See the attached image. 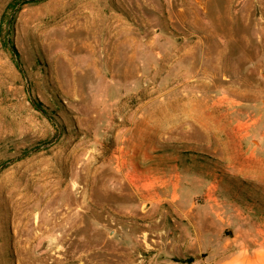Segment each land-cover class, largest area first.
Returning a JSON list of instances; mask_svg holds the SVG:
<instances>
[{"label":"rangeland","instance_id":"374dc122","mask_svg":"<svg viewBox=\"0 0 264 264\" xmlns=\"http://www.w3.org/2000/svg\"><path fill=\"white\" fill-rule=\"evenodd\" d=\"M175 163L264 216V0H0V264H190Z\"/></svg>","mask_w":264,"mask_h":264},{"label":"crops","instance_id":"0c3cea01","mask_svg":"<svg viewBox=\"0 0 264 264\" xmlns=\"http://www.w3.org/2000/svg\"><path fill=\"white\" fill-rule=\"evenodd\" d=\"M165 156L161 155L163 159L158 163L163 170L172 167ZM176 164L175 188L183 195L188 187H194L200 198L196 203L192 201L191 210L184 215L190 219L189 233L168 231L169 254L180 258L187 253L190 264H264L262 213L255 215L236 195L222 193L223 180L212 171L205 176L200 172L179 173ZM235 172L244 174L246 169L240 165ZM177 258L171 259L181 263Z\"/></svg>","mask_w":264,"mask_h":264},{"label":"bare ground","instance_id":"6f19581e","mask_svg":"<svg viewBox=\"0 0 264 264\" xmlns=\"http://www.w3.org/2000/svg\"><path fill=\"white\" fill-rule=\"evenodd\" d=\"M97 4H99V3H97ZM103 18V17H102ZM105 22V21H104ZM101 23H102V20H101ZM110 23V22H109ZM107 24V23H106ZM105 24V25H106ZM114 26V25H113ZM110 28V27H109ZM112 28V27H111ZM116 29V28H115ZM129 39V38H128ZM110 52V51H109ZM114 53V52H113ZM130 56V55H129ZM126 66V65H125ZM129 67V66H128ZM128 67H126V69L125 70H128L129 68ZM128 68V69H127ZM125 189V188H124ZM63 191H65V188L63 189ZM72 192H75L74 190L72 191ZM78 198H79V194H78V192H77V194H76V196H75V200H76V202L78 201ZM73 215H74V218L76 219V222L74 221L73 223H71L70 221H69V219H70V212H69V210H66L65 211V213L62 215V217L60 218V220H65L66 221V219H67V221H68V223H69V226L72 228L74 225H76L77 224V222H78V220H79V218L81 217V213H73ZM82 217H83V215H82ZM83 218H85V217H83ZM81 219V218H80ZM82 220V219H81ZM80 220V221H81ZM82 223V222H81ZM75 227H77V226H75Z\"/></svg>","mask_w":264,"mask_h":264}]
</instances>
